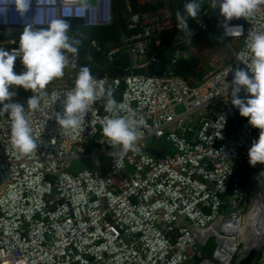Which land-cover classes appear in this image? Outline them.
Returning <instances> with one entry per match:
<instances>
[{
    "label": "built area",
    "instance_id": "1",
    "mask_svg": "<svg viewBox=\"0 0 264 264\" xmlns=\"http://www.w3.org/2000/svg\"><path fill=\"white\" fill-rule=\"evenodd\" d=\"M57 18L82 20L73 26L88 30L111 20L110 0H93L86 9L80 0H32L24 17L10 0H0V33L6 37L0 44L18 56L17 74L25 70L22 53L19 38L9 32L29 24L34 30L47 28ZM228 23L243 27L241 36H223L239 45L200 79L172 73L95 77L113 90L118 115L146 122L127 152L102 134L113 115L105 111L103 98L89 108L79 129L61 130L56 113H63L79 73L70 53L69 65L77 74L50 82L35 112L25 108L38 141L35 153H19L11 142L10 118L0 116V264H184L193 259L195 264H235L249 211L241 171L260 130L231 104L233 72L226 70L251 64L248 46L252 35L264 33V5L251 17ZM199 25L205 28L202 19ZM183 36L163 5L128 14L119 43L104 48L91 34L88 46L109 63L127 51L137 67L152 44L169 38L176 51L185 44ZM180 57H189L186 49ZM81 158L87 166L71 164ZM210 238L214 248L204 255ZM254 264H264V248Z\"/></svg>",
    "mask_w": 264,
    "mask_h": 264
},
{
    "label": "clouds",
    "instance_id": "2",
    "mask_svg": "<svg viewBox=\"0 0 264 264\" xmlns=\"http://www.w3.org/2000/svg\"><path fill=\"white\" fill-rule=\"evenodd\" d=\"M10 3L24 17L32 0H10ZM80 3L82 8L88 7L87 0H80ZM203 3L204 0H188L184 4V11H177V27L183 35L191 34L187 20L198 17ZM261 5H264V0H212V6L219 7L220 15L224 18L221 27L225 37L243 35L241 25L230 26L228 22L251 17ZM69 33L70 24L65 19H54L47 28L37 30L31 24L26 25L19 38L20 57L25 70L19 74L14 71L18 56L0 48V114H7L10 118L11 142L22 155L35 153L38 141L25 115V107L13 101L15 93L10 91V87L20 86L31 90L33 95L27 100V108L33 112L38 110L49 83L64 76L69 64L67 53L78 50L79 41L73 40ZM248 47L251 64L237 66L234 70L229 66L226 71L233 72L231 104L238 108L242 117L248 118L249 125L260 130L258 140L253 141L248 151V162L255 167L257 163L264 164V33L252 35ZM241 92L245 95L241 96ZM102 98L106 100L105 111L113 114L103 124V136L123 152L133 149L140 139L138 129L145 125V120L142 117L118 115L119 105L113 90L106 89L98 82L87 66L80 68L74 89L66 94L63 113H56L55 119L61 130L71 132L79 129L89 108Z\"/></svg>",
    "mask_w": 264,
    "mask_h": 264
},
{
    "label": "water",
    "instance_id": "3",
    "mask_svg": "<svg viewBox=\"0 0 264 264\" xmlns=\"http://www.w3.org/2000/svg\"><path fill=\"white\" fill-rule=\"evenodd\" d=\"M188 2L185 0L184 3ZM199 2V0H198ZM212 0H204L201 6V11L197 18L191 19L188 23L189 29H195L198 26V22L202 19L204 12L208 10L209 3ZM70 24V36L73 40L79 41L78 50L76 53L69 52L75 59V67L79 72L82 66H87L90 69L92 75L96 78L102 76L106 72L111 77H121L124 74H168L172 73L180 76L191 75L193 70V62L191 58L183 59L180 57V51L186 48L185 44H182L178 50H173L170 46L171 40L166 38L164 45L166 46L161 53L153 57L152 60L146 66H135L134 62L131 61L129 53L124 51L121 55L116 57L109 63L105 56H100L101 52L88 46V30L85 27H78L82 23V20L78 19H65ZM23 31L15 30L9 32L10 38H20ZM6 37L0 33V41L5 40ZM174 59V61H173ZM149 153L157 156L161 155L158 149L148 147L146 149ZM264 246V239L257 245L249 247L243 254L237 259L235 264H254L260 255L261 249Z\"/></svg>",
    "mask_w": 264,
    "mask_h": 264
},
{
    "label": "rangeland",
    "instance_id": "4",
    "mask_svg": "<svg viewBox=\"0 0 264 264\" xmlns=\"http://www.w3.org/2000/svg\"><path fill=\"white\" fill-rule=\"evenodd\" d=\"M174 7L175 9H178L176 2H175ZM220 33H221L220 30L214 31L209 28H203L201 25H199V22H198L197 28L191 29V34L190 36L188 35L189 36L188 38L183 36L185 38L187 54L189 58L192 59V62H193V70H192L191 76L200 77V78L204 77L209 71H212L215 69V67L219 66L221 62L223 63V61H226L228 58H230L231 56L230 52H233L238 47L239 42L237 40L225 39ZM0 48L6 50L7 45L0 44ZM220 54L224 55L225 57L222 56V58H219ZM149 62H150V58H147L145 55L142 57L141 60L137 61L136 65L146 66L148 65ZM69 67L70 65L68 64L65 70H67ZM75 74L77 73L75 72ZM200 78H197V79H200ZM54 82L50 84L53 85L55 84ZM10 91L15 93L13 97V101L22 104L26 108L28 98L33 95L32 91L25 90L20 86H11ZM0 116H7V114H0ZM148 143H150V139L148 140ZM163 147H165V145H163ZM102 161L105 165L107 164L106 158L102 157ZM88 162L89 161L86 158L71 160V164H75L79 166H84V165L87 166ZM257 165H263V164L257 163ZM73 167L74 166H71V168ZM250 168L251 166L250 164H248L241 171V176L245 180L244 185H243V190L248 194L249 204H251L250 192H251L252 179H253V173H251L252 170ZM249 204H248V208L250 206ZM258 238L260 239V233L257 231L255 232L254 235L248 236L242 242H240V245L238 246L239 249L237 253L235 254V258L239 257L242 254V251H244L243 248L245 247L246 242L257 243L259 241ZM214 245H215V239L210 238L206 247L211 252L214 248ZM262 248H264V246ZM184 264H195V261L193 259L188 262H185Z\"/></svg>",
    "mask_w": 264,
    "mask_h": 264
},
{
    "label": "crops",
    "instance_id": "5",
    "mask_svg": "<svg viewBox=\"0 0 264 264\" xmlns=\"http://www.w3.org/2000/svg\"><path fill=\"white\" fill-rule=\"evenodd\" d=\"M92 1L93 0H87V2H92ZM112 1L113 0H111L110 2H112ZM151 1L153 2V0H121L120 4H119V6H120L119 12H117V14L115 13V15H118V16L116 18H113V15H112L113 13L111 12V15H112L111 20L108 23L100 24V25L89 28L88 29V35L92 34L96 39H99L102 37V39L104 40V44L107 46L114 45L117 42L118 38H120L125 31V18L128 16V14L135 12L137 9H140V6L144 5L145 3H150ZM111 6H112V4L110 3V8H111ZM219 11H220L219 7L215 8L212 6V2L209 3L208 10L206 12L202 13L203 14L202 21L205 24V28H209V29L214 30V31H219V30L221 31L220 22L223 18L220 15ZM173 18L176 19V16L173 15ZM176 21H177V19H176ZM190 22H191V19L188 18L187 23H190ZM106 25L110 27V31H109L110 33L104 32L105 30L109 29L106 27ZM111 25H112V27H111ZM191 29L192 28H190V30ZM220 34L222 35V32ZM184 36L188 38L190 35L189 36L184 35ZM230 53L232 55V52H230ZM222 56H224V55L220 54L219 58H222ZM142 57H141V59H142ZM221 64H222V62H221ZM75 72L76 71L70 66L67 70L64 71V76L62 78L67 77L68 73L75 75ZM159 144H161L162 146L165 145V143H162L161 141L159 142ZM165 147H167V146L165 145ZM250 243L253 244V242H250Z\"/></svg>",
    "mask_w": 264,
    "mask_h": 264
},
{
    "label": "bare ground",
    "instance_id": "6",
    "mask_svg": "<svg viewBox=\"0 0 264 264\" xmlns=\"http://www.w3.org/2000/svg\"><path fill=\"white\" fill-rule=\"evenodd\" d=\"M252 171L254 177L251 186V204L242 222L239 242H242L248 236L254 235L257 231L260 233V239L258 238L259 241L253 244L246 242L242 254L249 247L257 245L264 239V176L262 175V172L264 173V165L253 167ZM233 241L236 242L235 240Z\"/></svg>",
    "mask_w": 264,
    "mask_h": 264
},
{
    "label": "trees",
    "instance_id": "7",
    "mask_svg": "<svg viewBox=\"0 0 264 264\" xmlns=\"http://www.w3.org/2000/svg\"><path fill=\"white\" fill-rule=\"evenodd\" d=\"M120 1L121 0H113L112 2H110L112 4L111 12L113 13L112 14L113 18H116L118 16V15H115V13L117 14V12H119ZM184 1L185 0H153V2L151 1L152 3L151 2L150 3H145L144 5L140 6V10H152V11H154L157 8L162 7L163 5H167L168 8L171 10V13H173V15L176 16L177 11L183 12V10H184V5H183ZM175 2L177 4L178 9H175V7H174ZM106 27L109 28V29L105 30L104 32H109L110 31V27L107 26V25H106ZM111 27H112V25H111ZM121 37L118 38V40H117V42L115 44H117V43H119L121 41ZM97 40L99 41V44L102 45L104 48L107 47V45L104 44V40L102 39V37L97 39ZM164 48H165L164 42L162 44H159V45L152 44L150 46V48L147 50L146 57L150 58V60H151L153 57H155L156 55L161 53ZM185 77L187 79H189V80H194V79L200 78V77H194V76H191V75H190V77H189V75L185 76ZM234 127H236V124H232L231 125V130H233ZM244 182H245V180L242 179L241 182H240L241 186L244 185ZM203 254L204 255H209L210 254V250H208L207 247H204L203 248Z\"/></svg>",
    "mask_w": 264,
    "mask_h": 264
}]
</instances>
